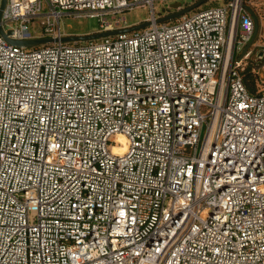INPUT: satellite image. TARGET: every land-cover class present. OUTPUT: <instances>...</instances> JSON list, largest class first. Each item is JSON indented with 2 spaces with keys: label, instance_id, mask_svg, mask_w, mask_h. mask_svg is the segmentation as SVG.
<instances>
[{
  "label": "built area",
  "instance_id": "built-area-1",
  "mask_svg": "<svg viewBox=\"0 0 264 264\" xmlns=\"http://www.w3.org/2000/svg\"><path fill=\"white\" fill-rule=\"evenodd\" d=\"M171 1L0 0V264H264V0Z\"/></svg>",
  "mask_w": 264,
  "mask_h": 264
},
{
  "label": "rangeland",
  "instance_id": "rangeland-1",
  "mask_svg": "<svg viewBox=\"0 0 264 264\" xmlns=\"http://www.w3.org/2000/svg\"><path fill=\"white\" fill-rule=\"evenodd\" d=\"M176 1L183 2L184 5L188 3V5L193 3V0H172L171 3ZM225 0H208L202 6H210V5H217V4H225ZM157 11L163 12V6L161 3L157 2ZM175 10V9H174ZM173 10V11H174ZM196 9H193L192 12H195ZM151 14V10L148 6H141L135 7L132 10L126 11V17L128 21V25L132 26L138 24L144 20H146ZM63 25L64 29L69 34H87L91 33L99 27V22L96 18L92 17H72L65 15L63 17ZM261 30L264 28L259 29V33L257 34L256 38L254 39L250 48H254L255 52H257V43L264 42V33H260ZM241 56V53L237 55V58ZM255 58V53L252 55V59L250 60L248 67H250V72L246 75V78L249 79L252 83L255 84L257 89L264 90V67L263 63L259 61L253 60ZM248 69V68H247ZM248 70H246L247 72Z\"/></svg>",
  "mask_w": 264,
  "mask_h": 264
},
{
  "label": "water",
  "instance_id": "water-1",
  "mask_svg": "<svg viewBox=\"0 0 264 264\" xmlns=\"http://www.w3.org/2000/svg\"><path fill=\"white\" fill-rule=\"evenodd\" d=\"M7 0H2V8H4L5 4H6ZM206 1L208 0H198L197 2L189 5L186 8L174 11L168 15H165L163 17H160L157 19V22H164V21H169L172 19H175L177 17H180L181 15L188 13L190 11H192L193 9H196L197 7H200L202 4H204ZM180 2H175L173 3V8L176 9L180 6ZM1 14V13H0ZM151 24V21H143L141 23L135 24L131 27L125 28V29H121V30H115V31H104V32H96V33H88V34H75V35H68V36H64L61 38L62 41H86V40H90V39H94V38H100L103 36H107L110 34H115L118 32H131L134 30H139L142 28H145L147 26H149ZM257 35V30L255 33V36L253 38V40L247 45V47L245 48L244 52L242 55H244L248 49L250 48V46L252 45L255 37ZM7 36V34H6ZM13 43L18 44V45H24V46H37L43 43H47V42H51L54 41L53 38H35V39H29V40H11Z\"/></svg>",
  "mask_w": 264,
  "mask_h": 264
},
{
  "label": "trees",
  "instance_id": "trees-1",
  "mask_svg": "<svg viewBox=\"0 0 264 264\" xmlns=\"http://www.w3.org/2000/svg\"><path fill=\"white\" fill-rule=\"evenodd\" d=\"M247 68H248V69H247ZM247 68L243 71L244 76H245V81H246V83H247L248 88H249L252 92H256V91H257V88H256L255 84L252 83L251 81H249L248 78H246V75L248 74V72L251 71V70H250V67H247ZM246 70H248V71L246 72Z\"/></svg>",
  "mask_w": 264,
  "mask_h": 264
},
{
  "label": "bare ground",
  "instance_id": "bare-ground-1",
  "mask_svg": "<svg viewBox=\"0 0 264 264\" xmlns=\"http://www.w3.org/2000/svg\"><path fill=\"white\" fill-rule=\"evenodd\" d=\"M123 137L122 136H120V139H122Z\"/></svg>",
  "mask_w": 264,
  "mask_h": 264
},
{
  "label": "flooded vegetation",
  "instance_id": "flooded-vegetation-1",
  "mask_svg": "<svg viewBox=\"0 0 264 264\" xmlns=\"http://www.w3.org/2000/svg\"><path fill=\"white\" fill-rule=\"evenodd\" d=\"M201 6H202V5H201ZM197 8H199V7H197ZM197 8H196V9H197Z\"/></svg>",
  "mask_w": 264,
  "mask_h": 264
}]
</instances>
